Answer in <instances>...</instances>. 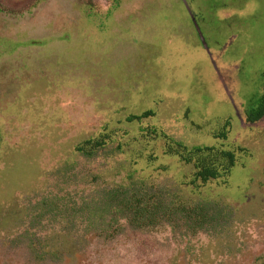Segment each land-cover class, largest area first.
<instances>
[{"label": "rangeland", "instance_id": "rangeland-1", "mask_svg": "<svg viewBox=\"0 0 264 264\" xmlns=\"http://www.w3.org/2000/svg\"><path fill=\"white\" fill-rule=\"evenodd\" d=\"M263 97L264 0H0V264H264ZM176 142L249 151L204 186Z\"/></svg>", "mask_w": 264, "mask_h": 264}, {"label": "trees", "instance_id": "trees-1", "mask_svg": "<svg viewBox=\"0 0 264 264\" xmlns=\"http://www.w3.org/2000/svg\"><path fill=\"white\" fill-rule=\"evenodd\" d=\"M88 3H91L88 1ZM259 112V113H258ZM258 113V114H257ZM264 115V97L261 100V105L256 109L254 117L250 118L251 122H257L261 120ZM107 137L101 135L96 140H87L79 145L76 149L77 152H82L87 155L93 154L94 151L106 146ZM221 146H197L189 147L181 142H176L169 152L179 154L180 162L184 165L190 166L194 171L195 182H199L206 186L209 182L214 180H221L222 183H227L228 176L232 169L237 164L238 156L237 152H248L249 149L244 146H234L230 148ZM145 189V188H144ZM146 192H135L131 194L126 200H120V207L123 206L124 211L132 225L146 228L152 225L151 220L156 218L159 211L165 210L162 206V201L159 198V194H150L148 190ZM139 194H142L141 196ZM112 199L111 196H109ZM114 197V196H113ZM121 199V198H120ZM122 205V206H121ZM179 209L185 210V205L178 204ZM170 210V209H169ZM165 211H168L165 210ZM187 215L200 218L203 216V209H191Z\"/></svg>", "mask_w": 264, "mask_h": 264}, {"label": "flooded vegetation", "instance_id": "flooded-vegetation-1", "mask_svg": "<svg viewBox=\"0 0 264 264\" xmlns=\"http://www.w3.org/2000/svg\"><path fill=\"white\" fill-rule=\"evenodd\" d=\"M260 105H261V102L258 104V106L256 107V109H257L258 107H260ZM261 119H263V117H262Z\"/></svg>", "mask_w": 264, "mask_h": 264}]
</instances>
